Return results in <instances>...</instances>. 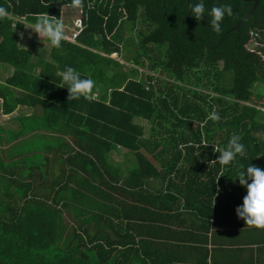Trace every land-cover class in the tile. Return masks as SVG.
Returning <instances> with one entry per match:
<instances>
[{"label":"trees","instance_id":"obj_1","mask_svg":"<svg viewBox=\"0 0 264 264\" xmlns=\"http://www.w3.org/2000/svg\"><path fill=\"white\" fill-rule=\"evenodd\" d=\"M196 2L83 0V9H77L81 32L73 42L63 40L59 48L49 44L50 61H38L34 76L31 52L20 45L19 32L35 22L36 14L64 21L69 15L63 11L72 8L71 0H0L10 13L0 20V64L12 68L0 88L3 114L17 105L40 107L38 120L44 126L69 134L64 135L70 152L66 157L69 163L80 161V184L92 174L102 182L103 176L116 178L114 170L101 168L113 149L126 150L135 161L129 172L135 180L129 187L132 191L119 189L131 202H137V195L145 199L144 180L161 179L166 194L167 185L174 184L169 176H178L183 182L178 195L185 207L207 224L209 206L206 213L201 207L210 201L214 183L233 179L232 189L243 200L246 186L239 184L238 166L243 165L244 171L249 165L264 170V92L254 87L264 86V0L238 30L230 32L250 3L204 0V16L197 20L190 8ZM222 4L231 5L232 15H225L220 31L214 32L208 13ZM251 31L257 39L249 48ZM112 55L131 67L124 69ZM66 67L74 68L81 79L95 81L91 99H67L68 85H62L57 75ZM16 90L21 94L15 95ZM214 109L220 116L218 122L208 119ZM137 119L147 128L136 124ZM234 133L242 137L245 155L220 165L215 162L216 149L226 147ZM72 172L65 171L55 195L71 196L68 185L76 182ZM203 191L206 198L200 199ZM193 193H198L194 195L197 200L191 198ZM21 197L24 193L16 200ZM80 205L76 227L66 228L61 209L52 201L31 196L21 206L1 203L0 264H162V245L145 238L149 232H135V225H122L120 220L118 225L110 220H102L101 226L92 224L91 213ZM135 206L128 205L130 219H139ZM90 225L97 228L94 233ZM105 226L117 232L108 234Z\"/></svg>","mask_w":264,"mask_h":264},{"label":"crops","instance_id":"obj_2","mask_svg":"<svg viewBox=\"0 0 264 264\" xmlns=\"http://www.w3.org/2000/svg\"><path fill=\"white\" fill-rule=\"evenodd\" d=\"M21 32L20 45L27 48ZM47 51L36 54L30 51L32 75L39 71L38 61H50ZM11 74V67L0 66V88ZM20 94L19 90L15 91V95ZM1 105L0 99V204L21 206L31 196L43 198L47 203L52 201L56 203V209H61L66 228H71L76 227V215L81 211L82 203L83 209L91 213L92 224L101 226L102 220H110L113 225H118L120 220L122 225H135V232H149L151 235L144 237L162 245V264H264V230L250 228L237 217L235 210L243 200L239 199L240 192L232 189L235 186L233 179L214 183L210 201L201 207V212L206 213L209 206L207 224L201 223L199 216L195 217L196 213L185 207L184 198L178 195L183 185L178 176H169L174 184L167 185L170 191L166 194L165 182L161 179L144 180L141 188L146 193L145 199H139L137 195V202H131L130 197L123 198L126 194L122 195L119 189H128L127 192L133 189L129 188L135 181L129 177V172L136 166L132 154L123 149L109 151L101 168L114 170L116 178L108 180L103 176L102 182L92 174L86 183L80 184L77 179L80 161L69 163L66 157L70 152L65 148L67 136L64 135L69 134L44 126L38 120L42 113L38 106L17 105L11 112L3 114ZM134 122L139 125L138 119ZM116 157H119L118 162ZM153 167L158 168V165L154 163ZM86 168L90 170L88 164ZM67 169L74 171L71 179H76L68 185L71 190L68 198L54 194L62 185ZM201 189L206 190L203 186ZM204 192L199 195L200 199L206 198ZM23 193L25 197L16 200ZM198 193H193L191 198L197 200L194 195ZM128 205H136L139 219L127 217ZM88 228L91 233L97 229L92 225ZM105 230L111 235L117 232L108 226ZM150 250L153 252L154 247Z\"/></svg>","mask_w":264,"mask_h":264},{"label":"clouds","instance_id":"obj_3","mask_svg":"<svg viewBox=\"0 0 264 264\" xmlns=\"http://www.w3.org/2000/svg\"><path fill=\"white\" fill-rule=\"evenodd\" d=\"M69 7L82 10L84 7L83 0H71ZM190 8L195 19L200 20L203 18L205 13L204 0H197L196 3L190 5ZM208 14L211 17L209 24L212 30L219 32L220 24L225 15H232L231 5L222 4L215 6L209 10ZM9 15L8 10L0 6V20L6 19ZM30 29L40 40H47L50 46L54 48H59L61 42L65 40L63 21L47 13L36 14V20L30 25ZM57 75L61 77L62 85H68V100H75L80 97L85 99L92 98L93 89L96 85L91 78L81 79L80 73L72 67H66L63 71L58 72ZM208 119L218 122L220 116L214 109L209 113ZM241 140L242 137L234 133L226 147H218L216 149L219 156L215 162L220 165H228L235 160L237 155L243 157L245 155V147ZM238 167L240 169L237 173L238 181L241 186H246V195L243 197L242 205L236 208V215L248 227L264 230V170L251 165L247 167L246 171L243 170V165Z\"/></svg>","mask_w":264,"mask_h":264},{"label":"rangeland","instance_id":"obj_4","mask_svg":"<svg viewBox=\"0 0 264 264\" xmlns=\"http://www.w3.org/2000/svg\"><path fill=\"white\" fill-rule=\"evenodd\" d=\"M70 10L66 9L65 11H63V15H65L66 13H68V17L64 18V25L70 24V22H73L75 19L78 18L79 15V11L75 8H69ZM69 27L64 28L65 31V35H69L71 30L73 29V26L69 29ZM67 30V31H66ZM22 40H23V44L25 45V47H27L32 53L36 54L39 51H44L46 52L49 48V43L47 40L44 39H39V37L30 29L29 26H25L24 29L22 30V32L20 33ZM66 37V36H65ZM111 58L113 59H117L115 55H112ZM121 57H119V59H117L124 67V69L131 67L130 64H126L125 62H122ZM0 66H5L3 64H0ZM144 70L140 69L139 72H143ZM256 89H259L261 92H264V86L263 85H255L254 86ZM261 103V102H260ZM264 110V109H262ZM140 124L144 125L145 129L147 128V125L144 124L143 122H140ZM114 160V159H113ZM115 160L118 162L119 161V157H116ZM114 160V161H115ZM76 214V213H74Z\"/></svg>","mask_w":264,"mask_h":264},{"label":"built area","instance_id":"obj_5","mask_svg":"<svg viewBox=\"0 0 264 264\" xmlns=\"http://www.w3.org/2000/svg\"><path fill=\"white\" fill-rule=\"evenodd\" d=\"M72 26H73V29L71 30L70 34L65 37V40H67L69 42H73L82 30V24H81V20H80L79 16L77 19H75L72 22ZM255 39H257L256 33L252 32V31L249 32L248 33V40H249V45H250L249 48H252V46L256 45Z\"/></svg>","mask_w":264,"mask_h":264},{"label":"water","instance_id":"obj_6","mask_svg":"<svg viewBox=\"0 0 264 264\" xmlns=\"http://www.w3.org/2000/svg\"><path fill=\"white\" fill-rule=\"evenodd\" d=\"M236 1H241V2H246L250 3V8L247 11V13L234 25L231 29H229L228 32L230 31H236L238 30L239 26L251 15V13L254 11L256 4L261 1V0H236ZM227 33V32H226ZM225 33V34H226Z\"/></svg>","mask_w":264,"mask_h":264}]
</instances>
